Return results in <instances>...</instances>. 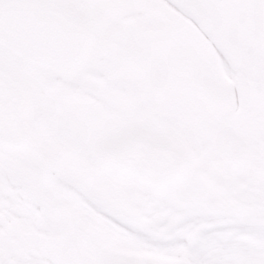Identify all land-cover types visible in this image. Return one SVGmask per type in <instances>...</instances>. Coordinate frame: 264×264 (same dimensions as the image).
<instances>
[{"label":"snow or ice","instance_id":"6c2138e0","mask_svg":"<svg viewBox=\"0 0 264 264\" xmlns=\"http://www.w3.org/2000/svg\"><path fill=\"white\" fill-rule=\"evenodd\" d=\"M0 264H264V0H0Z\"/></svg>","mask_w":264,"mask_h":264}]
</instances>
